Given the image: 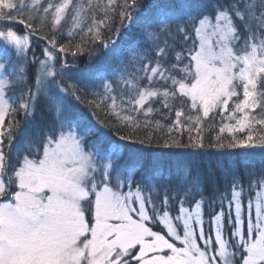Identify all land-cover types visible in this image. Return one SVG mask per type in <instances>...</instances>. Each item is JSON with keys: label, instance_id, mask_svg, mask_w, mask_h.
<instances>
[{"label": "snow or ice", "instance_id": "6c2138e0", "mask_svg": "<svg viewBox=\"0 0 264 264\" xmlns=\"http://www.w3.org/2000/svg\"><path fill=\"white\" fill-rule=\"evenodd\" d=\"M141 6L0 0V264H264V0H153L149 16L134 17ZM109 13L127 34L138 28L140 39L128 60L124 49H114L122 68L92 104L109 100L129 131L89 142L96 127L70 103L69 96L81 99V89L67 82L60 59L83 53L84 41L73 51L71 39L58 43L54 33L70 21L69 37L86 28L90 42L112 47L116 41L101 31L111 32ZM46 25L53 35L43 37V58L29 55L31 36ZM121 84L131 93L127 107L113 95ZM156 103L167 109L165 119L174 116L167 133L138 137L142 127H165L148 119L160 111ZM41 107L52 117L46 130L25 128L18 138L17 115L30 126ZM213 113L221 121L206 143ZM206 148L246 150L243 173L236 165L222 171L225 191L193 174L191 160L203 153L153 151ZM257 164L258 173L248 171ZM245 176L252 191L246 201Z\"/></svg>", "mask_w": 264, "mask_h": 264}, {"label": "trees", "instance_id": "16d2710c", "mask_svg": "<svg viewBox=\"0 0 264 264\" xmlns=\"http://www.w3.org/2000/svg\"><path fill=\"white\" fill-rule=\"evenodd\" d=\"M104 2L105 0H101V3H104ZM152 11L153 9L148 7L147 0H142L141 8L139 9L138 12H134L133 15L134 17L135 16L145 17V16H149L152 13ZM102 14H103L102 12L97 11V15L102 16ZM109 15L114 16L113 13H109ZM101 18L103 17H99L98 19H101ZM63 24L65 26L61 25V29L57 31L55 34L57 36L56 39L58 43L67 44L69 42V39H65L66 38L65 35L68 32V30L72 27V25L70 21L68 23H63ZM120 26L121 25H120L119 18H116L114 16L111 32H109L107 29H101V31L104 32L106 35L111 36V38L115 40L116 43L108 51L103 52V53H97L98 56L95 55L94 50H93V45L95 44L90 42L89 36L86 35L88 36L86 37L87 39L86 41H88L87 47H89L90 49L89 51L91 55L90 62L93 63L94 66H98V70H100L102 74H96L94 79L89 78V77L86 78L81 74V72H76V71H80V69H73V66H70L69 68H67V70H70L69 73L67 74L65 73V79L67 80L69 84L78 83V86L81 89L79 94L84 99V103L97 114V116L99 117L102 123V126L106 130L105 132V134H107L106 137L112 138V139H118L119 135H126L129 129L124 127L121 120L118 119L115 116V114L112 113L111 110L108 108V105L110 104L109 100L105 99L104 104H102L99 108L94 107V105L92 104V101L100 99L99 94L103 92L102 84L107 83L110 79H115L119 75V72L122 68V65L119 62L120 58L116 55L114 49H117V48L124 49L125 51L123 54V59L128 60L130 56L132 55L131 49L135 48V44L133 42L138 41L140 39L138 28H134L131 34H127L126 30L124 32H120L121 35L119 37H116L115 35H113V33H115L116 30L120 28ZM80 31L81 30H78V29L75 31L74 36L71 38V41H75L79 39L81 35L85 36ZM51 33L52 32H49V34ZM83 55L87 56L86 53ZM95 58H100V59L96 60ZM171 62L173 61H172V58L170 57L167 63H171ZM80 63L82 65H87V66L90 65V64H87L88 62L86 59L80 60ZM83 71L86 72L85 70ZM128 71L132 72V71H135V69L129 67ZM74 75H76L77 77L76 79L74 78L73 80L72 77ZM69 77H71V79H68ZM156 86H161V84L156 83ZM93 93H96V95H93ZM113 95L117 97L118 106L121 105L122 97H123L124 98L123 102L125 104V107H127L126 98H130L131 93L123 84H121L119 88H116L114 86ZM85 98L87 99V101ZM231 106L232 105L230 103V108ZM153 107L160 109V111L153 115L152 121L155 122L156 120H159L161 124L165 125V127L161 129H156L154 126V123L148 128L142 127L136 132V135L138 137H143L146 133L151 132L152 135L156 136L157 138H160L161 136H164L167 133L166 126L170 123V120L173 119L174 116L170 117L169 119H165V117L161 115V113H166L167 109L161 108V105L159 103L153 104ZM117 109L121 111L120 107H118ZM129 114H134V113L129 112ZM220 121H221V116L217 114H211L209 117V120L206 121V131H205L206 143L210 139L214 138L216 132L218 131V126L220 124ZM208 123H211L210 129L207 128ZM42 127H43V130L44 128H46L45 126H42ZM186 136H187V133L185 132V137ZM125 143L127 142L121 141V144H125ZM159 150H163V149H159ZM184 150H187V151L192 150L193 152H197L196 149H174V150L165 149L164 151H159V152L174 151V152L183 153ZM202 150H205L206 151L205 153L207 154L212 153L214 155L211 157V159L209 158L207 154L203 155L202 157L201 156L193 157L191 160L193 174H195L197 171L203 173L204 179L206 182H213V181L217 182L219 185L220 191H225L228 188V184L226 180L224 179V177L221 175V173L224 169H227L232 165H236L240 167L241 172L243 173L244 169H243V166L241 165V160L243 159L244 153L238 154L237 157L234 155H231L230 153H223V154H226V156H221V153H217V151L221 152V150H218L215 148H211V149L206 148V149H201L198 151H202ZM258 158L259 157H257V159ZM125 159H127V154H125ZM174 159L175 158H173V161ZM173 161H166L165 167L174 166ZM259 169H260V165L257 164L254 170L249 168L248 171H255L258 173ZM242 182H243L245 189L248 188L249 180L246 176L244 177ZM197 199H199V197H197ZM205 206L210 211V208L207 202L205 203ZM211 210L213 211L218 210V206L216 204H212Z\"/></svg>", "mask_w": 264, "mask_h": 264}, {"label": "rangeland", "instance_id": "374dc122", "mask_svg": "<svg viewBox=\"0 0 264 264\" xmlns=\"http://www.w3.org/2000/svg\"><path fill=\"white\" fill-rule=\"evenodd\" d=\"M159 2L174 4L175 0H159ZM147 3H148V7L151 8V4L153 3V0H147ZM99 17H103V14H102V16L97 15V19ZM63 23H65V22L62 21L61 25H64ZM87 23H90V19L85 21V24H87ZM15 27L20 33L26 32V29L22 25H15ZM66 27H68V26H66ZM127 27H128L127 25H125L124 27L120 26V28H119L120 32H124L127 29ZM102 29H104V28H102ZM78 30H80V29H78ZM49 32H51L50 31V26L46 25L43 29H41L38 32V34L31 36L32 47H31V49L29 51V55H31L32 52H35L37 57L43 58L42 57V49H44L45 47H48L47 42L43 39V37L45 35H47L49 37L51 35H53V33L49 34ZM80 32H82L84 34L86 32V28H84V31H80ZM65 36H66V38H65ZM65 36H64L65 39H71L74 35L72 37H69L68 36V32H67ZM86 37H88V36L81 35V37L79 39H77L75 41H72V48H73V51H74L75 50V48H74L75 44L81 43V39L83 38L84 43H83L82 46L85 48V51L83 53H77L75 56H73L71 53H68L66 55L65 54H60V59H61V61H66V66H65V73L66 74L70 72V70H67V68H69L70 66H73V69H80V71H76V72H81V74L84 77H86V78L89 77V78H93L94 79L96 74H102V73H101L100 70H98V66H94V64L90 62L91 55H90V51H89L90 49H89V47H87L88 46V41H86L87 40ZM94 44L95 45H93V50H94V53H95L96 56H98L97 53L106 52V51H108L111 48V47H107V48L103 47L100 41H96ZM0 47H3L2 42H0ZM85 53H86L87 56L83 55ZM83 59H86L87 62H88L87 64H90L91 66L90 65H88V66L87 65H82L80 63V60H83ZM95 59L97 60V59H100V58H95ZM58 67H59V65H58ZM83 70H85L86 72H84ZM76 77L77 76L74 75L72 77L73 80H74V78L76 79ZM141 84L143 85L144 81H141ZM154 86H156V84H154ZM10 95H11V93H10ZM77 95H79L81 97V99L77 100L73 96H69L68 99H69L70 103L74 106V108L78 112L83 113V115L86 117L87 123L93 124L96 127V131L87 137L88 141L89 142L97 141L98 138L101 137V136L107 138L106 137L107 134H105L106 130L102 126V123H101L99 117L97 116V114L93 110H91L84 103V99L82 98V96L79 93ZM86 101H87V99H86ZM109 103H111V102H109ZM117 110L119 111V109H117ZM257 112H259V110H257ZM120 114H121V116H123V115H125V112L124 111H120ZM213 114H215V113H213ZM152 117H153V115L148 117V119L152 120ZM16 118L21 121V128H20V130H18V138H19V132L21 130L27 128L29 131H31L33 133H38L41 130H43L42 126L46 127L47 124H49L51 122V120H52V117L47 112L43 111L42 107L40 109H38L34 120L31 121V125L30 126L25 124L24 116H23L22 113L18 114ZM136 118L138 120H140V121H143L145 119V117L142 114L137 116ZM85 126H87V124ZM44 130H46V128H44ZM164 150L165 149H163V150L153 149V151H155V152L164 151ZM245 151L246 150H244V149H234V150L229 149V150H224V151L221 150V152L217 151V153H221V156H226V154H223V153H230L231 155H234V156L237 157L238 154L245 153ZM188 152H193V151L192 150H189V151L184 150L183 153H188ZM197 152L203 153L204 155L207 154V153H205L206 152L205 150H202V151H198L197 150ZM202 156L203 155H201V157ZM126 190L127 189H124V191H126ZM254 191H258V189H254ZM248 196H252V191H248V188H246V195L242 199H244L246 201ZM254 203H255V199H254V196H253V211H254ZM133 206H136V205H133ZM192 207H194V205ZM170 212H171L172 215H175L176 214V208L175 207L170 208ZM208 213H209V210L204 205V214H205L204 218H205V221H206V226H207V221L209 219ZM154 230H160L159 226L155 227ZM206 230H207V227H206ZM177 245L180 246L179 242H177Z\"/></svg>", "mask_w": 264, "mask_h": 264}]
</instances>
